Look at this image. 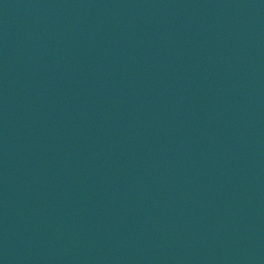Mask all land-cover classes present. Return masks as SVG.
Masks as SVG:
<instances>
[{"label": "water", "instance_id": "1", "mask_svg": "<svg viewBox=\"0 0 264 264\" xmlns=\"http://www.w3.org/2000/svg\"><path fill=\"white\" fill-rule=\"evenodd\" d=\"M177 1L0 0V264H264V0Z\"/></svg>", "mask_w": 264, "mask_h": 264}]
</instances>
